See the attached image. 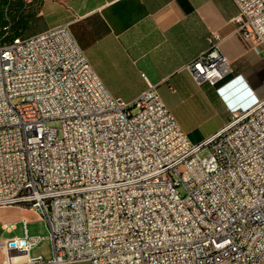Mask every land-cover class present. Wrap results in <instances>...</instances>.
Segmentation results:
<instances>
[{"label":"built area","instance_id":"2783aa9c","mask_svg":"<svg viewBox=\"0 0 264 264\" xmlns=\"http://www.w3.org/2000/svg\"><path fill=\"white\" fill-rule=\"evenodd\" d=\"M232 1L243 37L264 56V0ZM220 42L212 33L185 66L197 85L231 73ZM4 207L46 222L52 258H29L43 238L22 218L1 264H17L15 253L24 264H264V97L193 144L155 86L131 104L111 96L69 23L15 37L0 44Z\"/></svg>","mask_w":264,"mask_h":264},{"label":"crops","instance_id":"0c3cea01","mask_svg":"<svg viewBox=\"0 0 264 264\" xmlns=\"http://www.w3.org/2000/svg\"><path fill=\"white\" fill-rule=\"evenodd\" d=\"M237 14L232 0H31L28 4L2 0L0 10L4 25L11 21L38 22L34 35L69 23L77 45L111 96L131 104L148 84L155 86L193 144L203 142L226 123L211 134L199 136L197 129L179 122L180 113L216 105L228 116L249 109L264 97V56L254 52V40L243 37L234 21ZM18 32L14 31V36ZM212 33L221 38L219 48L231 73L215 87L197 85L185 66L207 51ZM9 239L0 241V249ZM42 258L50 260L52 252ZM3 259L0 250V264ZM13 259L17 264L26 260L16 253Z\"/></svg>","mask_w":264,"mask_h":264},{"label":"rangeland","instance_id":"374dc122","mask_svg":"<svg viewBox=\"0 0 264 264\" xmlns=\"http://www.w3.org/2000/svg\"><path fill=\"white\" fill-rule=\"evenodd\" d=\"M24 24V27L21 26ZM10 30L7 36L5 32L0 33V44H8L14 39V31H19L16 36L21 38L31 37L32 34L36 33L39 28V23H23L11 21ZM2 29V26H0ZM22 31V35L21 32ZM4 37V38H3ZM263 58V57H261ZM261 89L264 90V64L261 65ZM229 109V108H228ZM132 114L136 113L135 109L131 110ZM229 114H227L219 107L214 105L213 107H202L197 110L180 113L178 116L179 122L184 126H192L197 129V135L205 136L215 132L219 129L227 119H229ZM208 154V149H204L200 152L199 156L201 158ZM25 218L27 221V232L30 237H41V240L29 253L30 257H45L50 255L51 243L48 239L49 231L46 222L40 218V216L29 210L28 208L21 207H4L0 208V241L12 237H21L23 235L22 226L20 220ZM15 224V230L8 233L3 230V224Z\"/></svg>","mask_w":264,"mask_h":264},{"label":"trees","instance_id":"16d2710c","mask_svg":"<svg viewBox=\"0 0 264 264\" xmlns=\"http://www.w3.org/2000/svg\"><path fill=\"white\" fill-rule=\"evenodd\" d=\"M1 7H2V0H0V10H1ZM0 26H2V28L3 27H5L6 25H4L2 22H1V18H0ZM13 27V26H12ZM11 26H10V28H12ZM15 37H17V36H14V38Z\"/></svg>","mask_w":264,"mask_h":264}]
</instances>
